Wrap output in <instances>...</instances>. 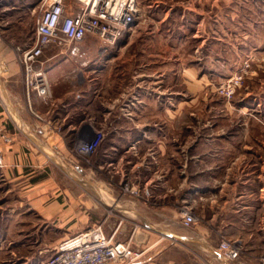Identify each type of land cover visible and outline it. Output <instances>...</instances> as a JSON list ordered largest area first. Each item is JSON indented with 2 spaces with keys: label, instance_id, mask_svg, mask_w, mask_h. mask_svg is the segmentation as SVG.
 <instances>
[{
  "label": "rangeland",
  "instance_id": "1",
  "mask_svg": "<svg viewBox=\"0 0 264 264\" xmlns=\"http://www.w3.org/2000/svg\"><path fill=\"white\" fill-rule=\"evenodd\" d=\"M138 2L136 22L114 44L103 45L97 50L89 45L100 41L95 36H87L82 42L79 56L72 58L71 63L63 68V75L65 72L68 74L65 82L57 83L51 77H46L50 97L46 102H38L50 108L54 92L63 93L73 85L87 87L89 77L84 69L90 59L101 54L116 56L108 61L110 66L105 73L101 68L94 71L98 74L93 81L95 84L90 86L91 90H96L95 95L89 97L91 104L88 107L85 101L78 104L79 108L88 110V117L86 112L81 115L70 106L67 118L52 124V129L64 137L63 147L67 158L62 161L61 168L49 162L44 169L32 167L30 178L9 181L13 178L4 171L7 163L3 150L13 142L15 134L0 126L2 137L9 138L7 141L0 138V264H46L59 241L87 229L86 224L76 223V220L86 209L80 200L87 196L85 175L88 167L102 165L94 171L96 181L110 183L119 197H134L146 192L136 188L135 183L145 182L149 174L143 172L136 176L137 169L125 162L130 159L133 163V155L127 153L126 159L115 160L111 165H105L109 158L100 155V150L109 144L111 135L108 132L110 128L102 125L104 116L116 120L131 117L122 115L128 112L120 110L118 106H114L116 111L110 115L103 108L109 106L114 98H118V105L123 97L121 94L130 82L134 83L135 56L137 64L141 55V61L145 63L154 52L177 58L168 63L169 70L174 67L175 74L169 71L160 83L163 88L159 89L169 87L174 94L159 95L157 99L154 95L144 94V105L147 103V106L142 116L170 121L163 124L161 133L174 136L177 140L174 168H178L183 161L178 151L197 138L231 137L227 139L229 142L215 140L206 143L207 147L200 148L203 151L218 147L223 150H245L248 146L253 150H263L264 0ZM39 3L40 0H0V40L8 49H14L16 63L20 65L16 76L22 80L24 99L30 106L28 110L43 120L33 105L34 94L27 88L26 74L17 51V47L30 45L34 37ZM192 10H201L202 15ZM120 40H131L121 47V52L116 47ZM118 56H131V59L126 64ZM125 65L130 69L122 75L124 69L120 68ZM182 66H189L191 72L185 71L182 75ZM143 69L145 71L147 67ZM143 86L153 84L144 77ZM70 123L79 124L73 133L67 128ZM88 124L97 131V144L88 154H82L77 149L79 132ZM104 159L106 162H103ZM162 163L165 166L166 163ZM78 167L82 169V175ZM176 174L171 177L172 180L181 182ZM176 209L180 214L189 209L198 222L199 216L193 208L180 205ZM105 210L117 219L120 217L108 207ZM124 218L119 219L122 221Z\"/></svg>",
  "mask_w": 264,
  "mask_h": 264
},
{
  "label": "crops",
  "instance_id": "2",
  "mask_svg": "<svg viewBox=\"0 0 264 264\" xmlns=\"http://www.w3.org/2000/svg\"><path fill=\"white\" fill-rule=\"evenodd\" d=\"M192 11L202 15L201 10ZM122 41L116 44L119 52L131 40ZM103 45L92 42L89 46L98 50ZM115 57L101 54L90 59L84 69L89 77L87 87L73 85L63 93L54 92L50 108L33 97V105L44 118L41 120L28 110L30 106L24 99L22 80L16 76L20 65L16 63L14 49H8L0 40V126L15 134L13 142L3 150L7 163L4 171L13 178L9 181L30 178L32 167L44 169L49 162L61 168L62 161L67 158L64 137L52 129V124L66 119L70 106L81 115L86 112L88 117V110L79 108L78 104L81 101L87 103L86 107L91 104L89 97L95 95L96 90H91L90 86L95 84L93 81L98 74L94 71L101 68L105 73L110 66L108 61ZM118 57L126 64L131 59V56ZM148 57L150 59L145 63L139 58L138 64L137 56L134 57V83L130 82L121 94L123 97L118 105V98H114L109 106L103 108L110 115L116 111L114 106H118L128 112L122 115L131 117L116 120L104 116L102 125L110 128L108 132L111 135L109 144L100 150L103 158H109L105 165L126 159L127 153L133 155V163L130 159L125 162L137 169L136 176L143 172L149 174L145 182L135 183L136 188L146 192L134 197H119L110 183L96 181L94 171L102 165L88 167L85 175L87 196L80 200L86 209L79 214L80 219L78 216L76 223H84L86 228L100 224L114 240L128 241L141 252L129 264H261V257L264 256V144L262 151L253 150L250 146L245 150L218 147L203 151L200 148L207 147L206 143L215 140L229 142L227 139L231 137L197 138L178 151L183 161L178 168H174L177 140L174 136L161 133L163 124L170 121L142 116L147 106V103L144 105V94L154 95L156 99L159 95L174 94L169 87L159 89L163 88L160 83L169 71L175 74L174 67L169 70L168 63L177 58L161 52H154ZM71 61L72 58H64L54 62L47 69V76L57 83L65 82L68 74L65 72L63 75V68ZM144 67H147L145 71ZM129 69L126 65L120 68L122 75ZM185 71L191 72V68L182 66V75ZM144 77L149 78L153 86L144 87ZM78 126L70 123L67 128L73 133ZM105 159L103 162H106ZM162 162L166 163L165 166ZM77 170L83 174L82 169L78 167ZM175 174L181 182L172 180ZM180 205L193 208L199 216L198 222L185 226L176 209ZM107 207L120 217L117 219L106 213ZM122 216L125 218L121 221L119 218ZM222 239L239 242L238 258L226 259L222 255L218 249Z\"/></svg>",
  "mask_w": 264,
  "mask_h": 264
},
{
  "label": "built area",
  "instance_id": "3",
  "mask_svg": "<svg viewBox=\"0 0 264 264\" xmlns=\"http://www.w3.org/2000/svg\"><path fill=\"white\" fill-rule=\"evenodd\" d=\"M39 10L30 45L17 47V51L28 90L44 102L50 97L46 72L51 64L78 57L87 36H95L105 46L114 44L133 26L139 13L137 0H40ZM96 132L91 125L84 126L79 132V152L88 154L94 149ZM0 138L9 140L1 134ZM181 220L185 226L196 223L189 209L182 211ZM218 249L226 259H236L240 244L223 239ZM140 254L128 241L114 240L96 224L59 241L46 264H129Z\"/></svg>",
  "mask_w": 264,
  "mask_h": 264
}]
</instances>
